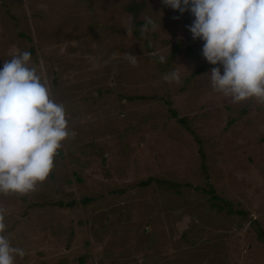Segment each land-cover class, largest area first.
<instances>
[{
	"label": "rangeland",
	"instance_id": "obj_1",
	"mask_svg": "<svg viewBox=\"0 0 264 264\" xmlns=\"http://www.w3.org/2000/svg\"><path fill=\"white\" fill-rule=\"evenodd\" d=\"M192 19L161 0H0V66L29 51L70 130L45 180L0 194L15 264H264V103L213 90Z\"/></svg>",
	"mask_w": 264,
	"mask_h": 264
},
{
	"label": "clouds",
	"instance_id": "obj_2",
	"mask_svg": "<svg viewBox=\"0 0 264 264\" xmlns=\"http://www.w3.org/2000/svg\"><path fill=\"white\" fill-rule=\"evenodd\" d=\"M193 19L192 38L203 41L201 54L214 65L208 71L213 90L233 102L255 98L264 103V0H161ZM161 21V17H160ZM146 16L143 30L156 29ZM135 65L134 54H129ZM165 62V56L158 57ZM222 69V70H221ZM181 82L172 69L162 77ZM67 112L31 62L29 51H19L0 66V194H25L45 180L54 156L68 138ZM5 212L0 208V264H15L25 250L6 235Z\"/></svg>",
	"mask_w": 264,
	"mask_h": 264
},
{
	"label": "trees",
	"instance_id": "obj_3",
	"mask_svg": "<svg viewBox=\"0 0 264 264\" xmlns=\"http://www.w3.org/2000/svg\"><path fill=\"white\" fill-rule=\"evenodd\" d=\"M145 6H146V3H145L144 1H140V2L132 1V2H130V3L126 6V9H127L128 12L131 13V15L133 16L134 19H137L139 13L145 8ZM201 69H203V67H201ZM171 112H172V114H173L174 116L177 115L176 112H175V110L172 109ZM178 120H179L182 124L188 126V125L186 124V119H185V117L178 118ZM189 129H190V128H189ZM157 180H158L159 182H165V183H170V184H176V182H173V181H171V180H160V179H157ZM148 183H149V180H148V181H142V182H141V184H143V185H147ZM204 189H205V188H204ZM206 189H207V188H206ZM208 192L212 194V198H213V200L215 201L213 204H214V206H216L217 208H222V207H224V205H229L228 202H227V200L224 199L223 197L219 196V195L216 193V191L214 190V188L211 187L210 189H208ZM81 201H82L83 203H86V202L90 201V198H85V199H83V200H81ZM74 203H75V201H71V202H67V203H64V202L60 201V202L51 203V204H58V205H60V206H64V205H66V206H73ZM38 204L40 205V203H38ZM227 212L231 214V213L234 212V209H232V208H227Z\"/></svg>",
	"mask_w": 264,
	"mask_h": 264
}]
</instances>
